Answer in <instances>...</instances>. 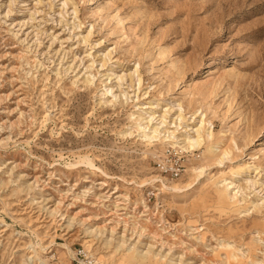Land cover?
<instances>
[{
  "label": "rangeland",
  "instance_id": "374dc122",
  "mask_svg": "<svg viewBox=\"0 0 264 264\" xmlns=\"http://www.w3.org/2000/svg\"><path fill=\"white\" fill-rule=\"evenodd\" d=\"M77 250L264 264V0H0V264Z\"/></svg>",
  "mask_w": 264,
  "mask_h": 264
},
{
  "label": "bare ground",
  "instance_id": "6f19581e",
  "mask_svg": "<svg viewBox=\"0 0 264 264\" xmlns=\"http://www.w3.org/2000/svg\"><path fill=\"white\" fill-rule=\"evenodd\" d=\"M157 117V116H156ZM178 118V117H177ZM153 120V119H152ZM201 125V124H200ZM200 125L194 130V135H187L186 136V140H185V143L187 145L188 148H192L193 146L195 145H199L201 142V135H200ZM168 131V130H167ZM210 131V130H209ZM150 135V134H149ZM148 136V135H146ZM210 136V135H209ZM150 137V136H149ZM154 137V136H152ZM158 137V136H157ZM223 154H225V152H221V158H223ZM202 169H199L198 170V173H202ZM120 247H123L124 250L126 251V254L130 255V256H135V257H138V258H144V253H135L133 251V249L131 248V246H126L125 243H121L120 241V244H117L116 245V248H120ZM157 263V260H154V264ZM94 264H97L96 262H94Z\"/></svg>",
  "mask_w": 264,
  "mask_h": 264
},
{
  "label": "built area",
  "instance_id": "2783aa9c",
  "mask_svg": "<svg viewBox=\"0 0 264 264\" xmlns=\"http://www.w3.org/2000/svg\"><path fill=\"white\" fill-rule=\"evenodd\" d=\"M176 174V173H175ZM75 257L78 259V260H80V259H82L83 260V262H81L80 264H86L84 261H87V264H90V263H92V261L90 260H88V258L86 257V254L84 253V251L83 250H77L76 252H75ZM94 264V263H93Z\"/></svg>",
  "mask_w": 264,
  "mask_h": 264
}]
</instances>
